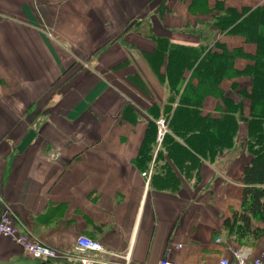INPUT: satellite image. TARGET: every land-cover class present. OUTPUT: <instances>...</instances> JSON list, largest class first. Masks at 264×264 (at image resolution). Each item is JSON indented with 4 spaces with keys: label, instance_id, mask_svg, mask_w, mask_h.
Here are the masks:
<instances>
[{
    "label": "crops",
    "instance_id": "1",
    "mask_svg": "<svg viewBox=\"0 0 264 264\" xmlns=\"http://www.w3.org/2000/svg\"><path fill=\"white\" fill-rule=\"evenodd\" d=\"M215 1L207 0L209 10ZM188 3L0 0V214L10 207L32 238L61 255L40 261L0 234V264H77L67 258L80 234L99 240L102 257L115 263L127 257L130 264H155L167 257L216 264L230 254L223 220L240 208L243 169L252 157L239 117L248 119L249 101L237 94L249 92L245 78H231L237 91L226 77L219 82L239 105L228 148L178 162L169 155V140L154 135L150 159L137 160L152 119L148 107L161 108L171 97L166 56L156 75L149 65L155 37L214 50L218 41L247 54L256 49L240 35H218L205 23L207 15H188ZM248 61L238 56L234 68ZM184 74L189 78L188 70ZM153 78L161 82L160 94ZM200 109L219 117L225 103L209 93ZM262 238L258 247L247 244L254 253L264 248Z\"/></svg>",
    "mask_w": 264,
    "mask_h": 264
},
{
    "label": "trees",
    "instance_id": "2",
    "mask_svg": "<svg viewBox=\"0 0 264 264\" xmlns=\"http://www.w3.org/2000/svg\"><path fill=\"white\" fill-rule=\"evenodd\" d=\"M206 2L207 0H191L189 7L196 8ZM213 10L216 12L211 25L220 30L242 34L246 41L256 45L253 54L244 53L240 48L229 51L218 41L214 42L217 48L214 50L203 45H182L171 42L164 36H157L155 49L150 53L151 62L156 63L158 69L163 56H166L164 73L171 97L169 106H164L163 109L164 112L168 110L166 116L171 131L183 130V119L197 122L195 124L197 128L189 129L183 137V140L191 144V153L187 152L190 158L195 153L204 158H212L215 153L231 145L238 124L235 113L239 105L223 95L219 82L227 74L228 68L235 75H248L251 78V91L247 92L251 98L249 100L251 117H248L249 136L246 144L252 157L243 169L240 208L233 210L230 216L224 218L223 228L229 234L236 233L237 238L246 235L257 236L260 232L264 233V226L253 224V220H258L264 225V4L237 8L226 6L222 0H216ZM236 55L252 57V61L242 69H235L233 62ZM189 69H191L189 79L184 83L186 79L184 71ZM192 77L198 82L193 83ZM182 84L192 94V100L182 93ZM213 88L215 91H212ZM213 92H216L214 94L220 96L225 103V112L219 117L204 115L200 109L203 97ZM175 99L177 103L173 106L171 101ZM188 101L193 102V110L185 107ZM158 108L160 106L155 103L148 107L154 117L155 114L156 116L159 114ZM155 132L156 124L154 119H151L144 134L143 147L137 157L139 165H142L141 161L150 159ZM165 139L169 140V155L174 161H179L182 149H187L180 146L181 143L175 136L169 138L166 135ZM191 160L194 161L193 158Z\"/></svg>",
    "mask_w": 264,
    "mask_h": 264
},
{
    "label": "built area",
    "instance_id": "3",
    "mask_svg": "<svg viewBox=\"0 0 264 264\" xmlns=\"http://www.w3.org/2000/svg\"><path fill=\"white\" fill-rule=\"evenodd\" d=\"M156 123L158 124V122ZM162 135L158 131V140H161ZM0 234L19 243L30 257L40 261H47L51 258L61 256L55 248L32 238L23 226L21 220L8 206L0 214ZM219 240L220 238L218 236L215 237V241ZM104 250V246L99 240L85 234H80L76 238V252L67 259L75 261L77 264H130L127 257L124 258L122 263H115L104 259L101 255ZM155 264L186 263L164 257L159 259ZM216 264H264V249L258 253H254L251 246L241 244L231 248L229 255L220 256Z\"/></svg>",
    "mask_w": 264,
    "mask_h": 264
},
{
    "label": "rangeland",
    "instance_id": "4",
    "mask_svg": "<svg viewBox=\"0 0 264 264\" xmlns=\"http://www.w3.org/2000/svg\"><path fill=\"white\" fill-rule=\"evenodd\" d=\"M181 1H184V0H179V2H181ZM223 1V0H222ZM238 0H231V2H237ZM264 1V0H263ZM188 6H187V8H186V13L188 14V15H192V16H195V17H197V18H202L203 16H208V19H206V22L205 23H210V22H212L213 21V16H214V14H215V10H213V8H214V6H213V8H211V10H209L208 8H207V2L205 3V4H203L202 6H199V7H196V8H190L189 7V5H190V3H191V0H188ZM216 2V1H215ZM224 2V1H223ZM224 4L227 6V4L224 2ZM264 3H260V4H256V5H241V6H239V7H237V8H240V7H242V6H250V7H256V6H258V5H263ZM215 5V4H214ZM228 6H230V5H228ZM215 11V12H214ZM206 16V17H207ZM144 27V26H143ZM145 28H146V26H145ZM217 30V34L218 35H220V34H229V35H240V36H242L243 38H244V36L242 35V34H238V33H233V32H229V31H226V30H220V29H218V28H216L215 29V31ZM44 34H45V36L46 37H48V38H52L53 39V32H52V30L50 29V28H44ZM244 40H245V38H244ZM246 41V40H245ZM246 42H251V41H246ZM251 43H253V42H251ZM216 46V45H215ZM256 46V45H255ZM232 51V50H231ZM242 57V58H245V59H249V61L246 63V65L247 64H249V63H251V61H252V57H249V56H243V55H236L235 56V58H234V61H235V59L237 58V57ZM149 65H150V68L152 69V71H153V73L156 75V63L155 64H153L152 62L151 63H149ZM245 65V66H246ZM244 66V67H245ZM233 67H234V62H233ZM230 69L228 68V70H227V74H225L224 76H223V78L221 79V80H223L224 79V77H226V79H229V80H231V78L232 77H236V76H239V77H241V78H245V80L244 81H246L247 83H248V86H249V91H251V82H250V77L248 76V75H235L231 70L229 71ZM189 72H191V69H189ZM187 79H189V78H187ZM187 79H185V81H184V83H186V81H187ZM131 80L136 84L135 86H139V84H138V81L137 80H135L134 78L132 79L131 78ZM220 80V81H221ZM197 82H198V80H197ZM231 83H230V87L229 88H232V91H233V89H235L234 91H237L236 90V87L238 86L236 83H238V82H236V81H233V80H231L230 81ZM152 83H153V86H154V88H155V90L156 91H159V93L158 94H160V88H161V82H160V80L157 78H153V80H152ZM182 87H183V91H182V93H184V96H188V97H190L191 98V93H189V91H187V88L185 87V85L184 84H182ZM212 91H215V88H213V90ZM214 93H216V92H213L212 94H214ZM237 94L239 95V97H245V99H248V101L251 99L250 98V95L249 94H247V92H239V91H237ZM208 95V94H207ZM145 96V95H144ZM206 96V95H205ZM204 96V97H205ZM139 97V96H138ZM203 97V98H204ZM151 98V96L150 97H148L147 96V100H149ZM193 98H191L190 100H192ZM135 100L137 101V102H141V100H140V98H137V97H135ZM166 102L167 103H165V104H163V106H161V108H158V112H157V114H158V116H156V114H155V117L150 113V111H149V109L146 111L147 113H148V115L149 116H151V118L152 119H154V121H155V124H156V132H155V135H157V133H158V131L159 132H161L163 135H162V138H163V140H165V137H166V135L169 137V138H171L172 136H175V138L176 139H179V140H182L183 141V143L184 144H181L180 146L181 147H183V148H186L187 150H189V151H187V150H184V149H182V154H183V157H181V159L178 161V162H181V161H183L185 158H187V157H189V155H187V152H190L191 153V147H190V142L189 141H186V140H183L184 138V136H185V133L187 132V131H189V129H194L195 127H196V123L197 122H192L191 121V119H190V121H188V120H185V119H183V127H184V129L183 130H181V131H171V129L169 128V125H168V123H169V119H168V117L166 116L167 114V112H168V110L166 111V112H164V106H166V107H168L169 106V101H168V99L166 100ZM172 103L171 104H173V103H177V99H175L174 101H171ZM193 102L192 101H188V103L187 104H185L186 106L185 107H190V109H192L193 110V104H192ZM200 107H201V105H200ZM189 109V108H188ZM248 114H247V116L248 117H251V113H250V110H249V104H248V112H247ZM241 116H243V114H240V119H242L245 123H246V135H247V137L249 136V132H248V126H249V122H248V119L247 118H242ZM156 122H158V124L156 123ZM162 122V123H161ZM197 128V127H196ZM236 130H237V128H236ZM235 133H236V131H235ZM200 136V135H199ZM204 138L206 139L207 137L206 136H204ZM207 140V139H206ZM230 146V145H229ZM228 146V147H229ZM227 147V148H228ZM221 151V150H220ZM219 151V152H220ZM186 152V153H185ZM190 158V157H189ZM193 158V160H194V158H198V156H197V154L195 153V154H193L192 156H191V158H190V160ZM199 164V163H198ZM224 233H223V235H224V237H226L225 239V243L227 244V245H230V246H234V247H237V246H239V245H241V244H249V245H253V246H255V244H256V246L258 247L261 243V241L263 240V236H264V233H262V232H260V233H258V235L257 236H251V235H246V236H244L243 238H237V234L236 233H234V232H232V233H228L227 232V230L226 229H224V231H223ZM264 248H260L258 251H261V250H263Z\"/></svg>",
    "mask_w": 264,
    "mask_h": 264
}]
</instances>
